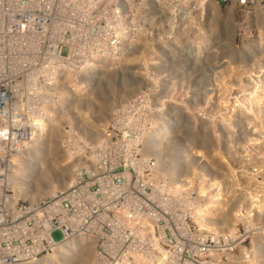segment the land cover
I'll use <instances>...</instances> for the list:
<instances>
[{
  "label": "built area",
  "instance_id": "obj_1",
  "mask_svg": "<svg viewBox=\"0 0 264 264\" xmlns=\"http://www.w3.org/2000/svg\"><path fill=\"white\" fill-rule=\"evenodd\" d=\"M175 11L180 27L215 28L201 45L264 46V0H0V264L78 237L93 242V264L136 263L143 249L160 264H225L238 249L208 241L224 203L208 212L207 162L182 131L183 106L126 69L143 30L171 26ZM52 155L70 176L37 195L35 159Z\"/></svg>",
  "mask_w": 264,
  "mask_h": 264
},
{
  "label": "rangeland",
  "instance_id": "obj_2",
  "mask_svg": "<svg viewBox=\"0 0 264 264\" xmlns=\"http://www.w3.org/2000/svg\"><path fill=\"white\" fill-rule=\"evenodd\" d=\"M172 19L171 26L143 30V44L126 52V69L142 73L143 88H164V101L183 106L182 131L207 162L208 196L214 194L208 212L216 213L211 208L224 203L221 221L215 228L210 223L208 241L238 247L225 264H264V46L251 47L248 56L233 40L201 45L200 34L216 38L215 28L180 27L177 11ZM204 70L211 78H200ZM52 235L62 237L57 229ZM74 239L71 255L87 247L93 252L91 241ZM149 251L143 249V258L132 264H160ZM196 259L212 264L208 256Z\"/></svg>",
  "mask_w": 264,
  "mask_h": 264
},
{
  "label": "bare ground",
  "instance_id": "obj_3",
  "mask_svg": "<svg viewBox=\"0 0 264 264\" xmlns=\"http://www.w3.org/2000/svg\"><path fill=\"white\" fill-rule=\"evenodd\" d=\"M108 70L110 71V65L107 67ZM192 76V75H190ZM189 76V77H190ZM176 110V109H175ZM180 110V116H183V112L184 111L182 108L177 109L176 111ZM55 152V148L54 146H52L51 150H50V154L52 153L54 155ZM51 156V160H49V164L47 163V160L42 161L38 158H36V167H37V172L35 173L36 177H35V181H36V185H35V193L37 195H42V194H50L52 193L58 186L62 185L64 183V181L68 180L69 176H70V172L69 169L67 167H65L62 163H60L61 161H59V158H55L54 156ZM56 169V170H55ZM55 170V171H54ZM219 192V191H217ZM220 195V194H219ZM220 197V196H219ZM216 201H218L217 198H215ZM87 238L84 237H78L76 239V242L78 244H81L84 240H86ZM75 240V239H73ZM71 243L72 241H66V242H62L57 244L51 253H49L48 256L46 257H42L36 261H28L25 262L23 264H44L50 260H52L50 263L51 264H62L61 262H65L64 264H90V258L92 256V250H90L87 246V248L82 250V253L78 250L77 255L74 254H70L71 251ZM66 246V247H64ZM91 249H93V242H91L90 245ZM91 252V254H90ZM69 254V255H68ZM63 255H65L64 257H62ZM68 255V256H67ZM77 256V257H76ZM82 256V258H81ZM79 257V259H77ZM81 258V259H80ZM84 258V259H83ZM60 260V261H59Z\"/></svg>",
  "mask_w": 264,
  "mask_h": 264
}]
</instances>
